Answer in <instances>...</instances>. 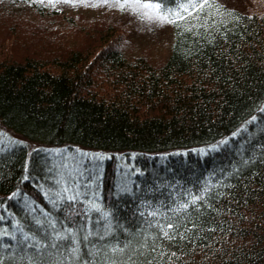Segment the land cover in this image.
Returning <instances> with one entry per match:
<instances>
[{
  "label": "trees",
  "instance_id": "obj_1",
  "mask_svg": "<svg viewBox=\"0 0 264 264\" xmlns=\"http://www.w3.org/2000/svg\"><path fill=\"white\" fill-rule=\"evenodd\" d=\"M150 1L161 60L129 22L0 0V264H264V0Z\"/></svg>",
  "mask_w": 264,
  "mask_h": 264
},
{
  "label": "rangeland",
  "instance_id": "obj_2",
  "mask_svg": "<svg viewBox=\"0 0 264 264\" xmlns=\"http://www.w3.org/2000/svg\"><path fill=\"white\" fill-rule=\"evenodd\" d=\"M219 2L238 9L240 11L260 10L262 2L258 5L252 0H218ZM50 6H55L59 11L80 15L82 19H96L103 15L109 18H116L132 24L133 33L129 37H120V47L124 50L129 59L144 52L153 55L154 60L165 59L174 44V27L168 15L161 10L158 2L150 0H41ZM46 3V6H47ZM260 6V7H259ZM8 8V6H5ZM48 7V6H47ZM61 155L64 166L71 171L80 168L73 164H81L86 160L87 154L91 153H65L62 149ZM85 157V158H84ZM68 159V160H67ZM74 160V161H73Z\"/></svg>",
  "mask_w": 264,
  "mask_h": 264
}]
</instances>
